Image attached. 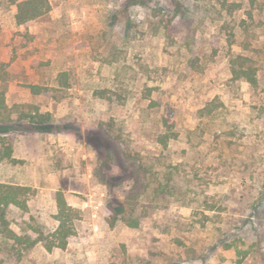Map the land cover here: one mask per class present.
<instances>
[{"label":"rangeland","instance_id":"obj_1","mask_svg":"<svg viewBox=\"0 0 264 264\" xmlns=\"http://www.w3.org/2000/svg\"><path fill=\"white\" fill-rule=\"evenodd\" d=\"M19 1L0 0V183L28 190L6 229L52 232L58 191L74 234L46 251L0 227V264H264V0H47L18 24Z\"/></svg>","mask_w":264,"mask_h":264},{"label":"trees","instance_id":"obj_2","mask_svg":"<svg viewBox=\"0 0 264 264\" xmlns=\"http://www.w3.org/2000/svg\"><path fill=\"white\" fill-rule=\"evenodd\" d=\"M49 5L47 0H21L16 3V13L14 15L16 23H24L26 21L35 19L48 10ZM239 57V56H238ZM232 75L234 78H244L251 86L256 85V76L255 69L251 67L244 66V63H241L239 68H232ZM32 93H38L43 91L45 87L38 85L29 86ZM0 100L2 97L0 95ZM31 122L42 126L45 125L48 121L49 115L42 113H34L30 116ZM165 140H163L164 142ZM10 148L7 146L3 152H0V157H9ZM26 190L28 187L18 186L12 184L0 183V227L4 231H8L10 237L14 241L21 242L25 245L26 248L34 246L36 243H40L46 251H51L54 248L64 249L67 240L70 236L74 234L73 220L75 218V212L73 208L68 205L60 192L55 193V202H56V213L54 214L55 220H57L56 228L43 236L42 233H39L38 236L31 238L27 234L17 235L14 234L11 230L6 229V221L4 218L5 208L9 205H13L20 209L26 208V200L23 198L26 195ZM129 226H136L137 221L132 220L127 222Z\"/></svg>","mask_w":264,"mask_h":264}]
</instances>
